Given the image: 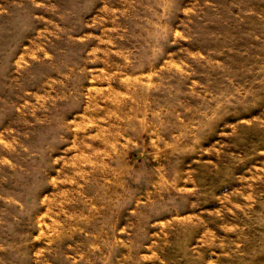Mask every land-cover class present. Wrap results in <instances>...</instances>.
Masks as SVG:
<instances>
[{"label": "rangeland", "instance_id": "1", "mask_svg": "<svg viewBox=\"0 0 264 264\" xmlns=\"http://www.w3.org/2000/svg\"><path fill=\"white\" fill-rule=\"evenodd\" d=\"M0 264H264V0H0Z\"/></svg>", "mask_w": 264, "mask_h": 264}]
</instances>
